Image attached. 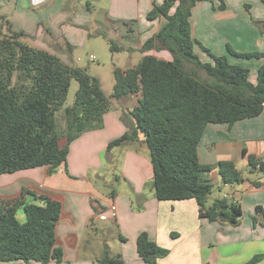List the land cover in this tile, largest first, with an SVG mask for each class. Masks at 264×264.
Wrapping results in <instances>:
<instances>
[{
	"label": "trees",
	"instance_id": "16d2710c",
	"mask_svg": "<svg viewBox=\"0 0 264 264\" xmlns=\"http://www.w3.org/2000/svg\"><path fill=\"white\" fill-rule=\"evenodd\" d=\"M199 1L164 0L153 6L147 18L164 17L165 23L143 43L141 51L166 50L172 58L145 54L134 67L115 68L110 95L86 67L69 64L57 54L33 46L0 13V175L42 166H47L50 174L55 173L67 162L70 143L109 111L113 100L139 94L138 105L131 111L135 125L110 141L107 152L136 141L142 133L158 200L193 198L200 217L238 225L243 214L240 202L223 197L206 205L213 192V183L206 174L217 167L222 183L233 185L244 180L242 172L232 160L215 165L202 163L198 147L208 124L233 125L264 111V61L256 82H252L248 67L230 62L226 55L214 54L195 40L190 17ZM108 40L112 51L123 49L114 39ZM196 42L212 62L201 60L194 50ZM227 49L236 57L264 59V51H237L230 44ZM198 69L213 80L201 79ZM73 79L79 88L74 104L64 108L67 124L62 133L56 113L63 107ZM62 136L66 138L64 145L60 144ZM243 153L247 154L246 149ZM247 157L251 172H264V159L251 154ZM92 205L99 212L95 202ZM20 207L26 214L23 223L16 216ZM256 212L263 213L262 207L256 206ZM61 213L60 200L27 186L15 197H0V261L61 262L63 250L56 245ZM253 220L257 222L255 216ZM137 251L148 264H159L158 259L169 253L146 231L137 237ZM262 257L255 255L245 264H256ZM98 262L126 264L121 255H111L107 248Z\"/></svg>",
	"mask_w": 264,
	"mask_h": 264
},
{
	"label": "crops",
	"instance_id": "0c3cea01",
	"mask_svg": "<svg viewBox=\"0 0 264 264\" xmlns=\"http://www.w3.org/2000/svg\"><path fill=\"white\" fill-rule=\"evenodd\" d=\"M105 1L109 3L105 18L128 26V34L120 27H108L103 31L108 39H114L122 46L120 51H141L143 43L165 23L164 17L154 20L147 18L153 6L164 0ZM253 2L252 5L247 0L199 1L190 17L193 38L215 54L226 55L234 64H237V60L228 52V44L238 50L254 51L252 46L264 49V34L256 44L258 32L250 22L254 4L261 9L256 14L264 20V3L261 0ZM82 7L81 0H0V13L6 15L13 27L25 35L26 41L52 51L65 62L76 66L79 65L74 63L72 47L79 44L78 40L82 43L86 41L90 27L100 28L90 7H86V10ZM237 38H240L238 47L233 43ZM243 41L250 43L251 47H241ZM200 47L196 42L195 52L202 61H209L206 52L202 56L203 52L197 51ZM145 54L167 60L172 58L166 50L152 49L142 52L136 63H129L125 68L113 64L112 69L134 67ZM258 60L254 71L250 69L252 82H256L258 68L264 61L263 58ZM98 78L102 82L101 76ZM138 98L139 94H130L113 100L111 109L93 120L92 127L70 143L67 162L60 165L55 173L50 174L48 167L42 166L0 175L2 198L15 197L27 186L62 202L61 218L56 226V245L62 248L63 259L47 264H100L98 258L105 248L111 255H121L126 264H148L137 251V237L142 231L169 250L166 256L158 259L159 264H245L258 254L263 257L256 264H264V172L255 170L245 175V171L250 170L247 155L264 159V111L259 116L240 120L233 125L208 124L198 147L202 163L215 165L221 160H232L244 176L242 182L222 184L220 190V198L229 196L242 206L239 224L230 225L200 217L198 203L193 198H156L152 185L153 166L142 133H139L136 141L116 146L107 152L110 141L135 125L131 111L138 105ZM65 143L66 138L62 137L60 144ZM108 163L116 165L120 172L114 177L120 189L111 184L112 174L106 171ZM206 175L211 181L222 183L217 167ZM256 181L260 184L256 185ZM111 201L117 204V217L109 220L99 218V213L106 212V206ZM92 202L101 212L94 209ZM256 206H261L263 213H257ZM16 216L20 222L26 220L23 212L16 213ZM254 216L257 222L253 220ZM97 221H111L116 225L112 228L116 237L114 243L108 242L106 234L103 230L100 232L98 227L95 226L96 232L91 231V225ZM93 240L97 242L91 247ZM0 264L44 263L14 260L0 261Z\"/></svg>",
	"mask_w": 264,
	"mask_h": 264
},
{
	"label": "rangeland",
	"instance_id": "374dc122",
	"mask_svg": "<svg viewBox=\"0 0 264 264\" xmlns=\"http://www.w3.org/2000/svg\"><path fill=\"white\" fill-rule=\"evenodd\" d=\"M253 1L254 0H247V2L252 4V5L254 3ZM76 5H78V4H76ZM108 5H109L108 1H105V0H81V7L83 6L82 8L84 10H86L88 7H90L91 14L93 15V17L95 19L97 18V21L99 23L100 28L96 29V28L90 27L89 28L90 34L87 37L86 41H84V43H82V41L78 40L79 44H77V46H75V47H72L71 54L74 58L75 64L82 66V67H86L88 72L92 75H95L97 77L101 76L102 87L106 91L107 95H110L112 93L113 86H114V74H113V69H112L113 64H117L120 67H124V68L128 67L129 63H132V62L136 63L137 59L141 56L142 52L139 49H134L133 51H112L111 50L110 42L107 38V35L103 31L108 30V27H110L111 29L112 28L118 29L120 27L121 30L124 31V33L128 34V32H127L128 26H126L124 24L120 25L116 20L109 21L108 19L105 18V14L107 13L106 8L108 7ZM219 7H221V5ZM247 7L249 8V6H247ZM253 11H254V13H253ZM253 11L250 14L251 15L250 22H251L252 26L256 27L257 32H258V38L256 39V44H257V42L258 43L260 42V39L262 38V35L264 34V25L262 22L264 20H262L263 18H259V16L256 14L259 11H261V9H258L257 6L255 7V4H254ZM237 41L240 42V38L239 39L237 38L234 40L233 43L236 46L238 45ZM240 45L243 48L251 47V44L247 43L245 41L241 42ZM232 47L237 51H246V50H238L234 46H232ZM260 48H261L260 46H252V50H254V51H260V50L264 51V49H260ZM200 50L203 53H201ZM197 51H199L202 56H203V54L207 53L206 51H204V49L202 47H200V49H197ZM52 53H54V52H52ZM91 54H93L95 56L94 59L90 58ZM216 55H218V54H216ZM206 56L209 58V61L212 62V60H213L212 57L209 54ZM231 56H232V58L237 60L236 61L237 64L238 63H244V65L242 64V66L248 67L249 69H252V71H254V69L256 67V64H257L256 62L259 61L258 60L259 58H256V57L245 58V57H236L233 55H231ZM203 61L206 62V60H204V59H203ZM187 67L193 68L194 66L191 64H188ZM198 74H199L200 78L203 80H206V81H212L213 80V78L208 76L205 73V71H203L201 69H198ZM250 79L253 80L251 72H250ZM78 88H79L78 81L73 79L71 82V86H70V89L68 92L67 99H66L63 107L59 111H57V113H56V117L58 119L57 120L58 121V129H59V131L61 130V132H63V133L66 132V130H65L66 118H65V114H64V108H66L68 106H72L74 104L75 95H76ZM62 137H64V136H62ZM116 168H117L116 165H114L113 163H108L106 171L109 175L112 174L113 178H112L111 184H113L116 189H120L119 188L120 185L118 183V180L116 178L114 179V177L120 173L119 170ZM249 172H250V170L245 171V175L248 176ZM212 183H213V192L208 197V200L206 202L207 206L212 204L215 199L220 198L219 197L220 190H222V188H223V185H222L223 183H220L217 180H212ZM226 197H229V196H226ZM19 212H23L25 214L24 208L20 207L17 214ZM99 212H101V211L99 210ZM107 220H109V219H107ZM21 223H23V222H21ZM95 226L98 227V230L100 232L102 230L104 231V233L106 234L108 242L109 241H112L111 243L115 242L116 237L114 236V233L112 232V228L114 229L116 227L115 224L111 223V221H107V222L97 221L93 226L91 225V231L92 232H96ZM91 242H92L91 247H94V245H95L94 242H97V240L96 241L93 240Z\"/></svg>",
	"mask_w": 264,
	"mask_h": 264
},
{
	"label": "built area",
	"instance_id": "2783aa9c",
	"mask_svg": "<svg viewBox=\"0 0 264 264\" xmlns=\"http://www.w3.org/2000/svg\"><path fill=\"white\" fill-rule=\"evenodd\" d=\"M91 59H94L95 56L93 54L90 55ZM106 212H101L99 213V218L101 219H109V218H116L117 213H118V207L115 201H111L109 204L106 206Z\"/></svg>",
	"mask_w": 264,
	"mask_h": 264
}]
</instances>
